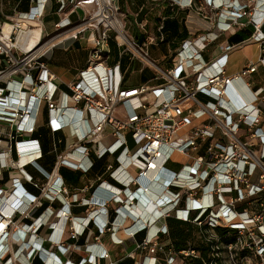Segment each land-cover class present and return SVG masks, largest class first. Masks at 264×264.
<instances>
[{"label":"built area","instance_id":"built-area-1","mask_svg":"<svg viewBox=\"0 0 264 264\" xmlns=\"http://www.w3.org/2000/svg\"><path fill=\"white\" fill-rule=\"evenodd\" d=\"M29 2L0 16V264H264V85L254 78L264 0H146L208 23L165 68L148 54L164 26L140 16L144 5L129 19L121 0ZM241 31L249 36L219 42ZM80 37L92 41L88 62L65 82L52 54ZM214 43L221 52L207 60ZM247 43L257 60L228 74ZM113 44L160 82L125 87ZM64 170L87 179L72 185ZM171 219L198 227L204 246L166 243ZM107 238L135 246L117 259Z\"/></svg>","mask_w":264,"mask_h":264},{"label":"rangeland","instance_id":"rangeland-1","mask_svg":"<svg viewBox=\"0 0 264 264\" xmlns=\"http://www.w3.org/2000/svg\"><path fill=\"white\" fill-rule=\"evenodd\" d=\"M12 1V0H11ZM14 1L10 5L5 7L6 11L12 10V6L14 5ZM121 5L123 9H126V0H121ZM26 0L20 5V8L26 7ZM160 17L158 14H160ZM55 18L51 16L48 20ZM187 19V14L185 12L180 11H171L169 7L157 9L154 12V15L151 16V20L153 22L154 28L157 29L160 25L163 24L164 26V35L166 38L165 42H159L156 44H152L148 47V54L149 57L156 61L161 67H166L171 64V57L173 56L174 48L177 44H179L183 38L185 37L186 30L189 27L184 26L183 21ZM48 29L51 30L52 26L49 24ZM130 32H135V30L129 29ZM136 33V32H135ZM222 40L220 39L219 42ZM68 44V43H67ZM217 43H214L209 51L215 50ZM79 46V44H77ZM76 45V46H77ZM69 46V45H68ZM74 46L72 49L70 48H58L54 51V57L52 62L56 65L64 66L70 69V72L76 75L79 71L87 65L89 59V51L85 48H75ZM121 49L117 48L114 44L111 47V54L109 59V64H114L117 60L122 62L123 71L125 72L126 82H132V84H137L140 82L149 83L151 80H154L156 75L158 74L154 69L147 64L146 62L142 61L138 57H133L131 53H124L123 56L120 55ZM235 53V51H234ZM249 50L243 49L242 52L236 53V61L240 62L242 59L247 58L249 54H251ZM234 71V70H232ZM255 79L257 81L264 83V73L262 74H255ZM71 77L69 75H64L63 80L65 82L71 81ZM158 82V81H156ZM47 137V135H46ZM49 141V137H47ZM49 142L47 145L44 146L45 151L50 150ZM54 156L49 155L45 160L42 162L46 165L50 161L52 162ZM98 164H100L98 162ZM178 165H175L176 168ZM171 226V236L170 239H178L182 238L183 233L180 229H177L176 226H185V230L188 233V237L185 239V244L188 241H191L195 244V246H200L201 248L204 246L201 244V239L196 235L198 227H194L192 225H188L186 223H182L177 220H170ZM105 242L108 244V248L111 252L117 254L118 257H122L126 255L129 250L134 248V244L130 245L128 248L124 245L113 244L110 238H107ZM191 264H196V262L191 261ZM199 263V262H198Z\"/></svg>","mask_w":264,"mask_h":264},{"label":"crops","instance_id":"crops-1","mask_svg":"<svg viewBox=\"0 0 264 264\" xmlns=\"http://www.w3.org/2000/svg\"><path fill=\"white\" fill-rule=\"evenodd\" d=\"M12 1H14V0H12ZM12 1L11 0H0V16L3 19H5V20H9V19L13 18L17 14L18 11L27 10L28 7H29V5H30L29 0H26L27 6L21 9L20 8V5L25 0H15L14 5L12 6V10L10 9V11L8 12V11L5 10V7L7 5H10L12 3ZM142 5H144L145 7H144V10L141 12L140 16L143 17L144 13L148 11V14H149L148 17H149V20L151 21V24H152V27L153 28H154V25H153V22L151 20V16L154 15V12L157 9H160V8L163 9V8L168 7L167 3L161 2V3H158L157 5H155L154 8L151 9V5L149 3H147L146 0H126V9H124V11H126L128 13V18L131 19L133 13L139 12L141 10ZM54 9H56V6L55 5H54ZM175 11L185 12L187 14V19H185L183 21V23H184V26L185 27H187L188 25H189V27L186 30V34H185V37L183 38V40L179 44H177L175 46L174 50H173L174 54L171 57V64H172V62L174 60V57L176 55L177 48L181 45V43L185 39L189 38L190 35H192L193 32L197 31L198 29H204V28H206L208 26V23L207 22L202 21L198 17V15H196V13H193L192 11L188 12L187 10H180V9H176ZM160 15H161V13L158 14L159 17H160ZM51 16H54L55 18H53L51 20H48V18L51 17ZM76 17H77V15H74L73 16V18H76ZM60 18H61V15L59 13H56L55 10L53 12L49 13L45 17V19H44V26H45V28L48 31H52L53 24L55 22H57ZM49 24L52 26V29L51 30L48 29V25ZM130 28H131L132 31L135 30V32H136V33L135 32H131L132 34H134L136 36L139 34L138 31H137V29L132 25V23H128V29H130ZM247 36H249V32L248 31H241V32H239L237 34H234V35H232V34L231 35L230 34H226L225 36H223V38L221 40L222 41H226V39H228L231 42L237 43V42L243 40L244 38H246ZM91 42L92 41H91L90 38L80 37V38H77V39H71L68 42L67 46H59V47H57L55 49H58V48H70V49H72L74 46H76L77 44H79V46L77 45L75 47L76 49L77 48H85V49H88V51L90 53V45H91ZM160 42H162V41H160ZM217 44H216L215 50L209 51L211 46L208 48V50H206V52H205V58L207 60H210L211 58H213V57H215V56H217V55L220 54L221 50H220V47H218ZM55 49H54V51H55ZM243 49L249 50L252 53L249 54V56L247 58H244L240 62H238L235 59V57L237 56L236 53L242 52ZM54 51H53L52 58H51V61H50L51 68L59 75V77L62 80H63V76L64 75H69L72 79H74L77 76L78 73L76 75H74L73 73L70 72V69L69 68L64 67V66H60V65H56V64H54L52 62L53 57H54ZM234 51H235V53H234ZM234 51H232L230 53V55H229V63H228L227 71H228V74H230V75L237 73L245 65V63L247 61H250V60L256 61L257 58H258V47H257L256 44L247 43L243 47L238 48V49H236ZM117 61H119V60H117ZM121 65H122V62H121ZM170 65H168V66H170ZM168 66H166V67H168ZM122 69H123V67H122ZM232 70H234V71H232ZM123 73H124V83L123 84L127 88L128 87L139 86L141 84H157L158 82H160L159 80H157L155 78L154 80H151V82H149V83L140 82V83H137V84H132V82H126L125 72L123 71ZM258 73L259 74L264 73L263 69L260 68ZM156 81H158V82H156ZM257 82L259 84H263L264 85L263 82H260V81H257ZM64 174L71 181L72 185H82L86 181V179H87V178H83V177L73 178V176L71 175V173L68 172L67 170H64ZM164 239H165V242L166 243H168L169 241H171V239L170 240H168V239L166 240V237H164ZM106 245L108 246L107 243H106ZM129 245H131V243H129ZM112 254L117 259L121 258V257H118L117 254H115L114 252H112ZM130 261H132V264H133L134 261L132 259H130Z\"/></svg>","mask_w":264,"mask_h":264},{"label":"trees","instance_id":"trees-1","mask_svg":"<svg viewBox=\"0 0 264 264\" xmlns=\"http://www.w3.org/2000/svg\"><path fill=\"white\" fill-rule=\"evenodd\" d=\"M165 40H163L162 42H165ZM44 134L46 135V132L44 131ZM172 220V219H171ZM186 226V225H185ZM185 226H176L177 229H180L183 233L182 238H178V239H173V244L175 245L176 248H181L183 247L185 244V239L188 237V233L185 230ZM129 259V260H128ZM40 264V263H39ZM119 264H132V261H130V258H127L123 261H121ZM198 264V263H196Z\"/></svg>","mask_w":264,"mask_h":264},{"label":"bare ground","instance_id":"bare-ground-1","mask_svg":"<svg viewBox=\"0 0 264 264\" xmlns=\"http://www.w3.org/2000/svg\"><path fill=\"white\" fill-rule=\"evenodd\" d=\"M7 29H9V26H7Z\"/></svg>","mask_w":264,"mask_h":264}]
</instances>
